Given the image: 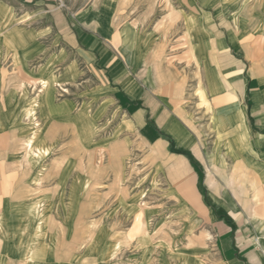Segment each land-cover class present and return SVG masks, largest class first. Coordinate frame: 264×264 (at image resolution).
<instances>
[{"label": "crops", "instance_id": "1", "mask_svg": "<svg viewBox=\"0 0 264 264\" xmlns=\"http://www.w3.org/2000/svg\"><path fill=\"white\" fill-rule=\"evenodd\" d=\"M47 1L0 0V147H26L31 142L39 151L0 155V264H49L51 252L46 254L39 246L32 251L36 228H42L39 242L46 246L50 242L44 232L47 218L39 211L61 209V204L65 210L76 209L80 173L75 172L73 180L72 176L69 191L66 181L72 174L65 163H78L81 156L51 154L56 148L71 145L83 152L115 142L127 145L132 138L158 156L190 153V160L202 165L198 174L206 165L214 168V177L247 179L242 188L221 193L218 202L208 195L201 220L213 239L209 249L191 254L197 260L189 264H263L264 106L258 98L264 93V78H245L244 67L232 62L235 68L228 66L211 53L243 55L250 43L264 53V0H230L237 7L225 13L220 0H173L183 8L173 18L199 17L205 25L203 60L197 67L206 96L215 99L226 92L211 95L204 74L215 75L213 66L223 86L228 69L236 72L228 81L243 105L238 112L229 110L236 154L229 150L235 146L227 136L217 137L212 122L213 116L218 122L229 117L227 106L213 110L205 124L192 130L181 116L184 96L179 83L174 79L160 83L154 42L131 27L117 30L112 24L116 0H99L95 8L69 16L50 9ZM233 13L241 20L237 28L225 22ZM215 24L224 26L226 33H217ZM190 30L188 26L184 36L196 65ZM124 32H133L137 55L133 45L127 50ZM229 35L236 38L235 48ZM153 59L156 65L150 70L146 63ZM144 63L148 77L142 71ZM186 96L189 100L193 94L187 91ZM84 130L89 132L86 143ZM221 130L225 133L229 127L224 125ZM207 131L212 139L205 146L201 134ZM214 148H218L217 155ZM230 158L236 159L241 170H222ZM51 173L58 176L53 185L48 181ZM185 204L191 213L189 202ZM65 225H70L69 218Z\"/></svg>", "mask_w": 264, "mask_h": 264}, {"label": "rangeland", "instance_id": "2", "mask_svg": "<svg viewBox=\"0 0 264 264\" xmlns=\"http://www.w3.org/2000/svg\"><path fill=\"white\" fill-rule=\"evenodd\" d=\"M98 1L48 0L47 4L50 9L61 10L69 16L87 7L95 8ZM220 2L223 13L237 7L234 1ZM182 9L173 0H116L112 24L117 30H122L124 26L131 27L149 42H154L155 54H159L160 83L169 79L179 83L184 96L181 116L183 120L187 118V124L192 130H196L195 128L200 126L198 124H205L213 110L227 106L229 117L218 122L213 116L212 122L217 137L227 136V141L235 146L229 150L236 154L237 141L231 125L227 92L219 98H208L200 82L201 72L197 65L203 60L202 30L206 29L205 25L199 17L182 21L173 18L175 11ZM225 22L231 27L237 24L239 26L235 13L228 16ZM188 26L191 29L189 38H192L194 43L192 53L195 54L193 57L196 65L184 36ZM214 26L215 30L219 31L217 33H226L224 26ZM132 35L133 32H124V43L128 51H131L130 47L133 45L136 50L133 53L137 55L138 42L133 44ZM229 38L235 48L236 38ZM256 46L255 43H250L243 55L227 51L224 55L212 52L211 57L220 62L226 60L227 65L234 68L232 63L237 67H244L245 78H264V53L255 50ZM145 51L141 53L144 55ZM155 62L153 59L151 63H146L150 70L154 69ZM147 65L144 63L142 71L148 77ZM204 75L211 95L224 91L222 83L215 76L216 73ZM187 91L193 94L189 100ZM258 101L264 106V93ZM237 102L240 110L243 109L242 103L238 100ZM224 125L229 127V132L226 130L224 133L221 130ZM88 133L87 130L83 131L85 143ZM208 133L207 131L201 134V141L205 140V146L212 139ZM118 143L103 149H84L83 152L67 145L58 147L51 153L73 156L80 154L81 161L78 163H65V166L71 168L69 172L72 174L67 176L66 184L71 191L70 183L75 178V172V175L80 173L82 183L77 189L76 209L65 210L61 204V209L39 211L47 218L48 225L44 227V232L50 242L47 246L39 242L42 228L38 227L36 244L32 251L39 246L46 254L51 252V257L46 261L49 264H139L141 261L148 264L160 261L163 264L175 261L177 264H189L197 260V257L191 254L202 248L209 249L213 239L201 220L208 195L211 194L214 201L218 202L221 193H231L242 188L247 179L214 177V168L206 165L201 169L203 172L198 174L202 165L191 161L192 156L188 152L182 153L183 157L169 153L158 156L151 147L141 146L133 138L130 144L117 145ZM217 149L214 148L215 155L218 153ZM9 151L21 154L26 152V148L0 147V155L4 156ZM235 161L236 159L230 158L222 170H241ZM196 174L198 178H195ZM57 177V174L51 173L48 180L51 185ZM66 192L62 193V197L66 196L67 199ZM185 202H189L191 213ZM65 218H69L70 225H65Z\"/></svg>", "mask_w": 264, "mask_h": 264}, {"label": "bare ground", "instance_id": "3", "mask_svg": "<svg viewBox=\"0 0 264 264\" xmlns=\"http://www.w3.org/2000/svg\"><path fill=\"white\" fill-rule=\"evenodd\" d=\"M238 23H239V26L241 25V20L238 19ZM234 26V25H233ZM238 24L236 25V27H239ZM261 38L263 39V43H264V32L262 33L261 35ZM208 43H210L208 41ZM214 69H215V73H216V76L217 78L219 79L220 78V73L218 72V70L216 69L215 66H213ZM234 68H231V69H228L227 73H225L226 75L224 76L223 73L222 75L225 77V81L227 82L225 84V86L222 85L223 87V90L226 91V98L229 99V105H228V109L232 112V113H235V112H238L240 111V108L237 106L238 105V102H237V99H236V96L234 94V91L232 89V86L231 84L228 82L231 77L233 78L234 76ZM236 73V72H235ZM223 77V78H224ZM223 80V79H222ZM205 81V80H204ZM26 150H28V153H33V151L37 150L35 147L32 146V143L31 142H27V145H26ZM250 149V148H249ZM38 151V150H37ZM251 151V149H250ZM39 152V151H38ZM27 153V154H28ZM254 182V181H253ZM254 184V183H253Z\"/></svg>", "mask_w": 264, "mask_h": 264}, {"label": "built area", "instance_id": "4", "mask_svg": "<svg viewBox=\"0 0 264 264\" xmlns=\"http://www.w3.org/2000/svg\"><path fill=\"white\" fill-rule=\"evenodd\" d=\"M263 264H264V262H263Z\"/></svg>", "mask_w": 264, "mask_h": 264}]
</instances>
